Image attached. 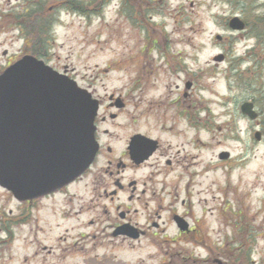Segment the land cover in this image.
<instances>
[{"label":"flooded vegetation","instance_id":"obj_1","mask_svg":"<svg viewBox=\"0 0 264 264\" xmlns=\"http://www.w3.org/2000/svg\"><path fill=\"white\" fill-rule=\"evenodd\" d=\"M31 4L0 0V76L24 57L48 65V43L40 49L37 23L23 18L36 9ZM158 43L148 31L147 66L120 88L100 95L79 86L98 102L96 153L75 180L40 195L62 172L64 151L56 146L53 105H40L33 76L27 85L20 78L15 123L10 125L20 192L14 195L0 184L1 253L18 242L29 249L20 264H209V247H215L214 207L200 199L205 190H197V179L208 168L199 159V146L206 145L198 138V117L191 114L198 84L192 79L174 84L178 94L172 98L160 93L170 85ZM152 52L157 57H149ZM168 64L170 75L180 80L181 68L175 62L164 66ZM52 69L69 77L66 70ZM180 120L187 121L186 129L178 127ZM0 125L4 133L7 126ZM141 247L158 259H120ZM198 249L207 257H200ZM218 256L226 264V241Z\"/></svg>","mask_w":264,"mask_h":264},{"label":"rangeland","instance_id":"obj_2","mask_svg":"<svg viewBox=\"0 0 264 264\" xmlns=\"http://www.w3.org/2000/svg\"><path fill=\"white\" fill-rule=\"evenodd\" d=\"M23 1L37 7L43 4L52 17L51 40L45 42L48 65L66 70L78 86L96 89L100 95L131 82L137 72L141 76L147 66L143 51L148 31L159 41L165 83L170 85L160 93L172 98L178 94L174 84L183 86L191 79L198 84L191 114L198 117V138L206 145L200 144L199 159L208 168L197 179L201 184L197 190H205L200 199L214 207L210 220L215 247H209V264H221L218 253L225 241L226 264H264V66L258 73L251 61L253 53L264 51V43L257 42L248 29L231 32L227 27L234 16L246 24L264 17V0H126L129 5L124 0H106L88 14L72 10L67 0ZM54 4L57 7L49 12ZM192 27L198 29L194 37ZM219 55L224 56L222 62L214 60ZM168 62L181 68L180 80L170 75V64L164 66ZM237 68L243 74L249 71L243 79L252 86L235 78ZM254 74L262 79L261 90L255 86ZM247 101H255L260 114L255 122L240 113ZM178 123L186 129V120ZM255 130L262 133L260 141L253 139ZM222 152L229 154L228 159H219ZM8 247V252H0L3 264H20V256L29 251L18 242ZM148 253L151 257H146ZM196 253L207 257L201 249ZM139 258L158 259L148 247L120 256L122 260Z\"/></svg>","mask_w":264,"mask_h":264},{"label":"water","instance_id":"obj_3","mask_svg":"<svg viewBox=\"0 0 264 264\" xmlns=\"http://www.w3.org/2000/svg\"><path fill=\"white\" fill-rule=\"evenodd\" d=\"M228 27L233 31H243L245 23L235 16L228 21ZM216 39L220 41L221 37L217 36ZM223 58V55H219L214 60L221 62ZM31 76L34 79V93L38 94L39 101L42 104L49 102L54 107L55 126L61 132L60 143H64L66 149L65 172L56 175L48 190L67 184L80 175L96 153L93 121L97 102L67 76L58 74L42 61L24 57L0 76V124H7L4 134L0 129V184L10 189L14 195H18L20 189L15 176L14 134L10 131V125H13L16 116L20 78L27 85ZM240 112L250 121L258 118V112L251 102H244L240 106ZM253 138L260 141L261 132L255 131ZM228 157L227 152L219 155L221 160Z\"/></svg>","mask_w":264,"mask_h":264},{"label":"trees","instance_id":"obj_4","mask_svg":"<svg viewBox=\"0 0 264 264\" xmlns=\"http://www.w3.org/2000/svg\"><path fill=\"white\" fill-rule=\"evenodd\" d=\"M67 1H69V6L72 10L85 14L96 11L98 7L106 3V0H87L86 4H84L80 0H67ZM88 7L90 8V10ZM47 11L43 4L42 5L39 4V6L35 10H30L28 15L23 16L24 19H29V20L33 19V21L37 23V27H38L37 37L39 40L40 49L43 48L42 46H44L45 42H47L51 37L49 34H50V27L52 25V20H51L52 17L51 16L48 17ZM246 29L250 31V33L256 39L257 42H262V44L264 43V17L254 19L252 22L246 24ZM251 61H252L253 69L257 70V72L260 73L264 66V51H262L261 53L259 52L253 53ZM250 70H252V68ZM241 74L243 73H241L237 68L235 78H238L241 81V83L244 82V85L248 84L249 86H252V84L249 83L247 79L245 78L243 79L244 74L249 75V71H246L242 76ZM253 80L256 81L255 86L257 87V89L261 90V88L263 87V83L259 75L254 74Z\"/></svg>","mask_w":264,"mask_h":264},{"label":"bare ground","instance_id":"obj_5","mask_svg":"<svg viewBox=\"0 0 264 264\" xmlns=\"http://www.w3.org/2000/svg\"><path fill=\"white\" fill-rule=\"evenodd\" d=\"M197 30H198V29L192 27V28L190 29L191 36H193V37L196 36V31H197ZM190 39H192V37H191Z\"/></svg>","mask_w":264,"mask_h":264}]
</instances>
